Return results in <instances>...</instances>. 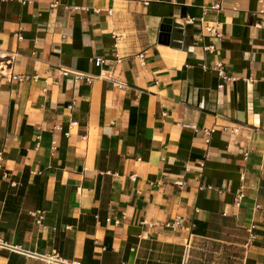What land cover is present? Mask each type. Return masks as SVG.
I'll return each instance as SVG.
<instances>
[{"label": "crops", "instance_id": "0c3cea01", "mask_svg": "<svg viewBox=\"0 0 264 264\" xmlns=\"http://www.w3.org/2000/svg\"><path fill=\"white\" fill-rule=\"evenodd\" d=\"M218 1L0 0V264H264V4Z\"/></svg>", "mask_w": 264, "mask_h": 264}, {"label": "built area", "instance_id": "2783aa9c", "mask_svg": "<svg viewBox=\"0 0 264 264\" xmlns=\"http://www.w3.org/2000/svg\"><path fill=\"white\" fill-rule=\"evenodd\" d=\"M226 0H219L217 3H215L213 6L210 7V10H213V11H222L223 8H224V2ZM263 4H264V0H260ZM194 20L193 19H187L184 23L180 24L182 27L186 24H191L193 23ZM217 26L218 25H209L207 24L204 28V31L205 33H207L208 35L210 36H214V37H217V38H221L222 35L218 32V29H217ZM205 34H201L200 38L198 39V41H203V38H204ZM18 39L19 40H22V36L21 34H18L17 35ZM114 38L115 40H118V36L117 35H114ZM116 46V45H115ZM214 47L213 46H210V47H207L206 50L208 51H211L213 50ZM216 71H218L219 75L221 77H223L224 79H227L228 77L226 76L225 74V71H224V68H223V65L219 62L216 64V67H215ZM62 75L63 76H69V75H72L74 77V79L76 80H81V79H86L88 81H92V78H90L89 76H85V75H82L80 73H71L70 71L68 70H63L62 72ZM11 79L12 80H20L22 81L23 79L20 77V76H15V75H12L11 76ZM120 87H123L122 84L119 85ZM215 132L214 129H205L204 130V134L207 136V140L206 142L209 143L210 140H211V136L212 134ZM1 160H2V157L0 155V163H1ZM136 175H133L132 178L135 179ZM41 214V213H40ZM43 219V216L42 214L40 215L39 217V220L38 222L41 223ZM167 227H170V228H173V229H179V228H182L183 226V218L181 217H177L173 222L171 223H168L166 225ZM50 262H55V263H58V264H81L80 262H68L67 260H64V259H61L59 257H50L49 259Z\"/></svg>", "mask_w": 264, "mask_h": 264}, {"label": "water", "instance_id": "95a60500", "mask_svg": "<svg viewBox=\"0 0 264 264\" xmlns=\"http://www.w3.org/2000/svg\"><path fill=\"white\" fill-rule=\"evenodd\" d=\"M167 35H169V33H167Z\"/></svg>", "mask_w": 264, "mask_h": 264}]
</instances>
